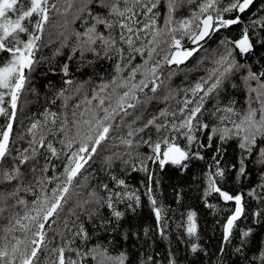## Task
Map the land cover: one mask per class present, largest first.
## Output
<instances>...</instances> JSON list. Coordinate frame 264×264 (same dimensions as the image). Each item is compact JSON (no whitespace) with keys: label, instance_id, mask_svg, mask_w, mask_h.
Instances as JSON below:
<instances>
[{"label":"snow or ice","instance_id":"6c2138e0","mask_svg":"<svg viewBox=\"0 0 264 264\" xmlns=\"http://www.w3.org/2000/svg\"><path fill=\"white\" fill-rule=\"evenodd\" d=\"M0 264H264V0H0Z\"/></svg>","mask_w":264,"mask_h":264},{"label":"trees","instance_id":"16d2710c","mask_svg":"<svg viewBox=\"0 0 264 264\" xmlns=\"http://www.w3.org/2000/svg\"><path fill=\"white\" fill-rule=\"evenodd\" d=\"M237 99L241 100V103H243L242 96H238ZM237 106L239 107L240 105H237ZM138 179H139V177H137V179H133L131 181V183L137 184ZM172 183H176V181H169L165 185V196L170 202L172 199V189H171ZM185 191L188 192V194H189L187 203L194 206V207H197L199 209V211L201 213V217L208 223L209 228H211V221H212L213 217L207 213V210L203 209L202 205L199 204V201L196 198L195 190L186 186ZM208 235H212V233L209 231Z\"/></svg>","mask_w":264,"mask_h":264}]
</instances>
